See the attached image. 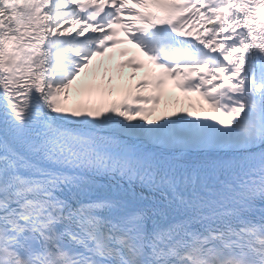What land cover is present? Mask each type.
Returning <instances> with one entry per match:
<instances>
[{
	"label": "snow or ice",
	"instance_id": "1",
	"mask_svg": "<svg viewBox=\"0 0 264 264\" xmlns=\"http://www.w3.org/2000/svg\"><path fill=\"white\" fill-rule=\"evenodd\" d=\"M0 264H264V0H0Z\"/></svg>",
	"mask_w": 264,
	"mask_h": 264
},
{
	"label": "bare ground",
	"instance_id": "2",
	"mask_svg": "<svg viewBox=\"0 0 264 264\" xmlns=\"http://www.w3.org/2000/svg\"><path fill=\"white\" fill-rule=\"evenodd\" d=\"M109 74H110V72H109V70H108V71L106 72V77H108ZM183 107L187 108V107H188V104H187V103H183ZM193 110H195V109H193ZM209 114H211V113H209Z\"/></svg>",
	"mask_w": 264,
	"mask_h": 264
}]
</instances>
